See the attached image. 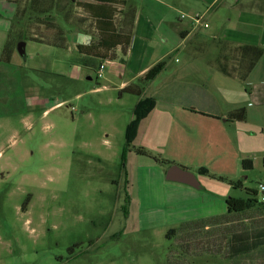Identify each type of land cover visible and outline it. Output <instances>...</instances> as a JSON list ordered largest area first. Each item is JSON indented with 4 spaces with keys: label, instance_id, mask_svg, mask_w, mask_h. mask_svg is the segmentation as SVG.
I'll list each match as a JSON object with an SVG mask.
<instances>
[{
    "label": "rangeland",
    "instance_id": "374dc122",
    "mask_svg": "<svg viewBox=\"0 0 264 264\" xmlns=\"http://www.w3.org/2000/svg\"><path fill=\"white\" fill-rule=\"evenodd\" d=\"M25 5L24 19L33 24L21 37L11 35L9 61L2 50L10 29L0 36V264H167L177 240L170 232L180 230L167 219L164 175L182 165L165 153V120L158 115L183 103L168 101L155 84V110L140 123L153 133L145 134L152 139L151 148L144 142L147 153L160 162L138 155L142 134L126 135L137 95L92 91L106 81L76 69L77 52L30 39L54 31L61 15L48 4ZM15 12L0 0V26ZM106 67L109 79L119 81ZM242 173L244 198L255 191L254 207L264 214L258 189L264 178Z\"/></svg>",
    "mask_w": 264,
    "mask_h": 264
},
{
    "label": "crops",
    "instance_id": "0c3cea01",
    "mask_svg": "<svg viewBox=\"0 0 264 264\" xmlns=\"http://www.w3.org/2000/svg\"><path fill=\"white\" fill-rule=\"evenodd\" d=\"M6 1L16 12L38 2L61 15L54 31L30 39L77 52L76 69L88 68L95 77L104 65L100 79L106 83L92 91L132 93L136 106L155 101L152 91L161 83L168 101L183 103L158 115L165 120V153L178 167L207 174L192 173L197 189L164 179L167 219L180 230L170 232L177 240L168 247L167 264H264V214L254 206L242 212L227 207L229 199L249 198L242 194V160H251L250 171L264 178V0H15L19 6ZM178 11L200 15L208 27L193 25ZM32 24L12 19L0 26V36L16 27L12 35L21 37ZM243 46L262 50L248 70L250 54L241 55ZM106 64L119 81L109 79ZM240 108L244 121H229ZM139 124L138 146L147 152L144 142L151 148L152 139L145 134L153 133Z\"/></svg>",
    "mask_w": 264,
    "mask_h": 264
},
{
    "label": "trees",
    "instance_id": "16d2710c",
    "mask_svg": "<svg viewBox=\"0 0 264 264\" xmlns=\"http://www.w3.org/2000/svg\"><path fill=\"white\" fill-rule=\"evenodd\" d=\"M10 2H14L19 6V3L15 0H8ZM26 8H23L22 10L19 9L18 7V11L16 12V15L14 17V23H17L19 20H22L24 18V16L26 15ZM41 14L46 13L45 11L40 12ZM47 17H43V21L47 22V23H51L50 20L46 19ZM15 25V24H14ZM13 29V28H12ZM12 29H10V36L8 41L5 43L3 50H2V55H3V59H5L6 61H9L11 53L13 51V43H12ZM12 35V36H11ZM36 40V39H34ZM241 51V55H245V53H249L250 54V59L249 62L247 63V69L252 67V65L254 64V62L256 61V59L261 55L262 50L260 49H256L253 47H240L239 49ZM223 73L226 74V71L223 70ZM154 108V101L152 99H145L143 101H140L139 103H137V105L135 106L134 110H133V115H134V119L132 121H130V123L127 126L126 129V135L127 137H131L132 135L136 134L138 125L140 123V121L145 118V116ZM245 110L243 108L237 109L233 112H231L227 119L229 121H244L245 119ZM125 150L129 149V145L126 144L125 146ZM135 153H137L138 155H143V156H148L150 158H152L155 162H160V159L157 157H153L151 155H149L146 151H144L141 148H137L134 150ZM241 167L244 171H250L252 170V161L249 159H245L241 161ZM200 174H204L206 175L207 172L204 169H200L198 171ZM218 180L221 181H226L223 178H217ZM230 184H232L235 187H240V182H236V183H232L230 181H228ZM246 194L247 196H249L248 199L246 200H235V199H229L227 200V207L229 211H233V212H242L244 210H247L249 208H251L252 206L255 205V203H257V201L254 198V196H256V192L255 191H251V190H246ZM253 197V198H252ZM262 204V203H261ZM264 205V204H263Z\"/></svg>",
    "mask_w": 264,
    "mask_h": 264
},
{
    "label": "water",
    "instance_id": "95a60500",
    "mask_svg": "<svg viewBox=\"0 0 264 264\" xmlns=\"http://www.w3.org/2000/svg\"><path fill=\"white\" fill-rule=\"evenodd\" d=\"M23 47H24L23 43H20L18 45V51L21 55H23L24 53ZM165 180L169 182L188 185L194 189L198 188V183L196 181L195 176L192 173L176 165H172L167 169L165 173Z\"/></svg>",
    "mask_w": 264,
    "mask_h": 264
},
{
    "label": "built area",
    "instance_id": "2783aa9c",
    "mask_svg": "<svg viewBox=\"0 0 264 264\" xmlns=\"http://www.w3.org/2000/svg\"><path fill=\"white\" fill-rule=\"evenodd\" d=\"M181 18H189V20L193 23V25H203L204 28H207L208 26L206 24L202 23V17L200 15H195V16H191V17H187L184 14H181ZM104 69V65H100L98 68V71L96 73V78L100 79L102 77V71ZM259 192L261 194V199H260V203L264 204V183L263 184H259L258 186Z\"/></svg>",
    "mask_w": 264,
    "mask_h": 264
}]
</instances>
